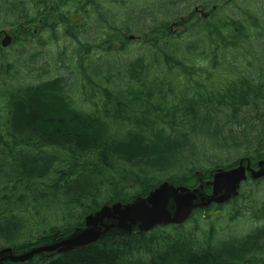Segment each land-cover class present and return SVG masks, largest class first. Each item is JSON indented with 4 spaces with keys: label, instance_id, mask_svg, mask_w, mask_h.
Instances as JSON below:
<instances>
[{
    "label": "trees",
    "instance_id": "trees-1",
    "mask_svg": "<svg viewBox=\"0 0 264 264\" xmlns=\"http://www.w3.org/2000/svg\"><path fill=\"white\" fill-rule=\"evenodd\" d=\"M2 1L9 24L0 27L18 24L21 6L34 20L48 10L52 25L61 12L57 31L79 46L69 63L85 97L75 103L68 77L18 78L10 51L23 41L27 52L35 34L20 29L0 48V249L22 253L69 237L102 206L142 199L162 182L209 193L216 171L264 158V21L256 13L264 0ZM193 7L208 9L206 18ZM76 24L93 39L81 43ZM173 25L181 31L169 32ZM133 27L142 53L128 49ZM205 145L246 153L229 162ZM253 183L180 226L112 231L80 249L4 264H264L255 260L264 258V235L237 245L235 233L222 240L207 229L214 208L252 215L245 187Z\"/></svg>",
    "mask_w": 264,
    "mask_h": 264
},
{
    "label": "water",
    "instance_id": "water-1",
    "mask_svg": "<svg viewBox=\"0 0 264 264\" xmlns=\"http://www.w3.org/2000/svg\"><path fill=\"white\" fill-rule=\"evenodd\" d=\"M9 40V37L4 35L2 47H6L10 43ZM263 164L264 161L259 163L261 168L256 172L241 163L230 170L217 171L212 176V181L206 183L211 187V194L207 198L202 197L198 189L189 190L163 182L142 199L127 204L102 206L96 213L85 217L83 229L75 231L69 237L19 254L10 248L1 249L0 264L6 261L22 263L40 254H60L80 249L96 243L114 228L129 233L133 229L149 232L157 226L180 225L196 208H205L211 203L222 204L235 197L239 184L246 180V171H249L253 179H264ZM198 198L200 200L196 202ZM108 221L115 223H107Z\"/></svg>",
    "mask_w": 264,
    "mask_h": 264
},
{
    "label": "rangeland",
    "instance_id": "rangeland-1",
    "mask_svg": "<svg viewBox=\"0 0 264 264\" xmlns=\"http://www.w3.org/2000/svg\"><path fill=\"white\" fill-rule=\"evenodd\" d=\"M223 1L225 0H222V2ZM3 2L4 1L1 2L0 6H4ZM50 4H54V3H49L48 6H51ZM103 6L108 7L107 0L103 4ZM25 7L26 8H22L21 6L20 9L19 8L17 9V11H23L22 13L23 18L17 21L18 24H16L15 26L0 27V29L4 30L11 37H14V35L18 34L20 29H23L24 32H27V30L29 29L30 30L28 31L29 33L36 35V36H33L35 37L34 38L35 40L32 39L30 43L25 45L27 52L25 51V53H23L22 51L23 41H22V44L19 43L17 46L12 47V50L10 51L12 56L11 55L9 56L13 57L15 61L18 60L19 64L15 63V65H17L18 68H20L24 73V75L22 74L19 75L18 78H21L22 80L26 79L29 81L31 80V78H35L37 76L40 78L39 80H46V79L48 80L53 77H57V75L63 76L65 78L68 77L67 78L68 82L72 84V86L70 85L71 90H72L70 95L75 99L74 100L75 103L80 105L79 102H82V100L85 97V94H82L81 92L82 90L79 88L78 84L75 83V78H76L75 73H74L75 70L72 68L71 66L72 64L70 65L69 63L71 62L70 61L71 60L70 53L72 52L71 47L76 49L75 46H77V49H79V46L78 45L74 46L72 39L68 41V38H71V37H67L68 35L64 33V31H61L63 27H62V24H59V21H58L59 19L58 15L61 14V12L60 11L56 12V19H57L58 24L52 25L51 21L53 20L45 19V16L48 15V12H47L48 10L43 11L44 13H41L42 15L36 17V19L34 20L30 16V14L33 11L32 10L33 8L29 5ZM48 9H51V8H48ZM193 9H195V7H193ZM198 9H200L201 11L204 10V8L202 7H199ZM0 10L2 11V8H0ZM204 11L207 13L208 9H205ZM256 13L260 14L261 15L260 20L264 21V15L261 14V13H264V1L262 3H258ZM106 14L108 15V9H107ZM0 16L3 17L0 19V24H3V22L8 23V20L5 16H3V13H1ZM186 17L187 16L182 17V21L185 20ZM10 20L12 21V19ZM33 20L34 22L32 23ZM41 24H43V27H41ZM49 26H53L54 31L53 33L48 35L45 32V30ZM74 26H77L79 30L83 29V26H80L79 24H76ZM57 27L61 28L60 31H57L59 29V28L57 29ZM34 29L35 31H37L36 33L33 32ZM68 31L70 34L71 31L70 30ZM177 31H181V29L176 27L175 25L170 27L169 32H177ZM130 32L131 33L128 34V41L135 43L136 46L133 47L130 45L128 47L129 51H133L135 53H142L143 49H141V46H143L142 44L144 40H142V38L138 35L139 32H138L137 27L131 28ZM81 34H84L85 36L84 38L83 37L80 38L81 43H84V41H86L87 39H93V36H95L94 34L92 35V33L85 34L84 29L81 32ZM51 37L53 38L49 41L48 39ZM1 43L2 42H0V48L2 47ZM10 46L11 44L6 48H9ZM254 47L255 45H253V49ZM30 52H34L35 55L33 57L28 56ZM67 63H69L68 66H67ZM29 68H30V71H28ZM32 68H34L33 74L31 72ZM87 97H89L88 93H87ZM201 147H202V144H201ZM207 148L209 147L205 145L203 150L205 151ZM209 152L212 154L219 153L217 152V150H210ZM245 153H246L245 146L243 145L239 147V150L237 151H229L227 153L218 154L217 157L220 158L221 160L227 159L229 162H232L233 160L237 159L240 154H245ZM245 190H246V193L249 194L250 196L249 200H251V202L255 206V208H253V210L251 211V213H253L252 215L249 214L248 216L245 213L244 214L235 213L234 214L235 216L231 218L229 216H225V213H223V211H225L226 209H223L222 211L217 212V208H214L208 211V214L210 215L209 219L211 220H207V224H208L207 229L210 228V225H213L216 235L222 240L229 239L234 233L237 235L240 234V238L242 239H246L251 236H256L257 235L256 232L252 233L253 228L259 225H264V181H259L256 183L254 182L251 186L249 184L247 187H245ZM115 231L117 230H114V232ZM236 239H238V237H236ZM53 242H56V241H51L50 243H47V244H51ZM4 248H7V247H4ZM15 253L19 254L17 252Z\"/></svg>",
    "mask_w": 264,
    "mask_h": 264
},
{
    "label": "flooded vegetation",
    "instance_id": "flooded-vegetation-1",
    "mask_svg": "<svg viewBox=\"0 0 264 264\" xmlns=\"http://www.w3.org/2000/svg\"><path fill=\"white\" fill-rule=\"evenodd\" d=\"M198 15H201V18H203V16H205V12H203V11H199V10H197V11H195ZM28 31H30L29 29L27 30V32ZM34 33H36V31H35V29H34V31H33ZM4 35H7L8 37H9V41H10V43H9V45L11 44V42H12V37L10 36V35H8L4 30L0 33V42H2V40L4 39L3 37H4ZM2 48V47H1ZM1 50V49H0ZM261 161V159L259 160V161H257V163H256V167H254V168H252V170H254V171H257L258 170V164H259V162ZM244 166H247V165H244ZM253 182H259V181H264V180H262L261 178H257V179H254V180H252ZM110 222H113V223H115L114 221H108L107 223H110ZM254 232H256L257 233V235L256 236H251V237H248V238H246V239H243V240H241L242 238H240V234L239 235H237V234H235V236L236 237H238V240H241V241H239L238 243H237V245H241L243 242L244 243H246V245L247 244H250V242H253L255 239H257V238H261L260 236L261 235H264V225H259V226H256V227H254L253 228V231H252V233H254ZM253 235V234H252ZM250 240V241H249ZM260 241V240H259ZM264 253V252H263ZM255 260H257V261H259V262H263L264 263V258L263 257H260V258H258V259H255Z\"/></svg>",
    "mask_w": 264,
    "mask_h": 264
}]
</instances>
